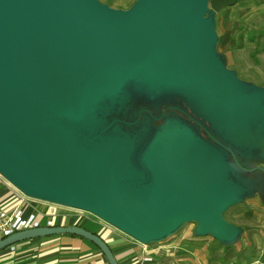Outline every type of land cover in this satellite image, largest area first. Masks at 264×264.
<instances>
[{
  "label": "water",
  "instance_id": "1",
  "mask_svg": "<svg viewBox=\"0 0 264 264\" xmlns=\"http://www.w3.org/2000/svg\"><path fill=\"white\" fill-rule=\"evenodd\" d=\"M237 1L136 0L122 10L98 0H0V174L143 245L186 222L195 236L233 244L241 229L223 213L249 191L264 193V176L244 177L262 171L252 160L264 163V88L238 79L215 50L213 15ZM129 84L177 93L190 112L173 103L155 116L131 102ZM148 120L161 125L143 143ZM65 233L118 264L78 226L27 229L0 250Z\"/></svg>",
  "mask_w": 264,
  "mask_h": 264
},
{
  "label": "rangeland",
  "instance_id": "2",
  "mask_svg": "<svg viewBox=\"0 0 264 264\" xmlns=\"http://www.w3.org/2000/svg\"><path fill=\"white\" fill-rule=\"evenodd\" d=\"M98 1L114 9L126 10L136 0ZM210 11L208 6L207 12ZM205 16H207V14ZM213 20L216 35L215 50L223 59L225 67L232 70L238 79L248 84L264 88V0H238L235 5L224 7L215 13L213 15ZM126 88L125 91L131 96L132 103L139 106H147L152 113H156L154 114L155 116H157V113H160L164 107L173 105V103L182 107V109H185L187 112H190L189 105H187L188 103L184 101L185 99L183 96H179L177 93L168 92L156 97L153 96L151 92H145L144 90L142 91L145 93L139 92L140 88L136 87L134 84H129ZM121 111L122 109L118 110L117 113ZM166 114L170 118H177V120L180 118V121L188 124L193 131L195 130L196 134L202 138V140H206L207 136L200 128L197 129L196 126L184 120L183 117H178L176 113L166 112ZM148 122L149 127H152V129L145 131L146 134H144L143 140L141 139L143 143L150 141L161 125L159 122H151V120H148ZM200 123L201 125L203 124L202 122ZM143 129L144 125L142 128H136V131L139 134L140 130ZM146 145L147 144H139L138 150L141 151ZM250 164H263L262 166L264 167L263 162L256 160H252ZM263 167L261 169L262 171L256 170L248 175L245 174L244 177L252 180L253 176H257L258 178L264 176ZM0 182L3 185L2 190L4 193L10 196L9 200L7 199L4 201L5 206L14 204L18 202L20 198L25 197L28 200L34 201L41 211L53 208V212H55L57 216L69 215L82 221H84V219L96 220L116 229L104 220L85 210L30 197L19 191L1 174ZM260 197L264 199V193H260ZM223 218L241 229L238 239L231 247H228L227 252L230 254L243 252L246 261H252L253 258L262 261L264 259V204L260 202L258 193L249 191L241 201L226 209L223 213ZM195 225V222H186L182 224L173 236L162 242L167 243V241L172 238H178L176 237L178 234L180 235L187 232L190 233L191 238L195 237L192 233ZM197 238L195 244L199 245L215 242L208 239V237ZM154 244L155 243H151L150 246Z\"/></svg>",
  "mask_w": 264,
  "mask_h": 264
},
{
  "label": "crops",
  "instance_id": "3",
  "mask_svg": "<svg viewBox=\"0 0 264 264\" xmlns=\"http://www.w3.org/2000/svg\"><path fill=\"white\" fill-rule=\"evenodd\" d=\"M2 189L3 185L0 182V210H11L17 202L5 206L4 201L9 200L10 196ZM259 199L264 204L260 197ZM86 220L82 221L69 215H64V218L57 216L51 227L78 226L98 235L108 245L118 264H264V259L259 261L253 258L252 261H246L243 252L230 254L227 249L233 244H221L209 235H194L195 237L191 238L188 232L178 234L176 236L178 238H172L167 243L162 242L173 236L175 234L173 233L161 241L154 242L152 246L151 243L144 245V250L143 244L122 232L100 221ZM44 227L46 226L43 220L39 228ZM197 237H208L215 242L195 244ZM144 257H150L151 260L142 262ZM0 264H108V262L92 242L65 233L18 241L0 250Z\"/></svg>",
  "mask_w": 264,
  "mask_h": 264
},
{
  "label": "built area",
  "instance_id": "4",
  "mask_svg": "<svg viewBox=\"0 0 264 264\" xmlns=\"http://www.w3.org/2000/svg\"><path fill=\"white\" fill-rule=\"evenodd\" d=\"M55 217L57 215L53 212V208L41 211L34 201L25 197L20 198L13 209L0 210V240L22 230L39 228L43 220L46 227H51ZM58 217L64 218V215ZM142 248L145 250L144 245H142ZM149 260H151L150 257H144L142 262Z\"/></svg>",
  "mask_w": 264,
  "mask_h": 264
},
{
  "label": "flooded vegetation",
  "instance_id": "5",
  "mask_svg": "<svg viewBox=\"0 0 264 264\" xmlns=\"http://www.w3.org/2000/svg\"><path fill=\"white\" fill-rule=\"evenodd\" d=\"M164 109V108H163ZM168 111V109L167 110H164L163 111V114L162 115H165V113ZM160 116V115H159Z\"/></svg>",
  "mask_w": 264,
  "mask_h": 264
},
{
  "label": "bare ground",
  "instance_id": "6",
  "mask_svg": "<svg viewBox=\"0 0 264 264\" xmlns=\"http://www.w3.org/2000/svg\"><path fill=\"white\" fill-rule=\"evenodd\" d=\"M21 116H22V113H21Z\"/></svg>",
  "mask_w": 264,
  "mask_h": 264
},
{
  "label": "trees",
  "instance_id": "7",
  "mask_svg": "<svg viewBox=\"0 0 264 264\" xmlns=\"http://www.w3.org/2000/svg\"><path fill=\"white\" fill-rule=\"evenodd\" d=\"M72 236V235H71Z\"/></svg>",
  "mask_w": 264,
  "mask_h": 264
}]
</instances>
